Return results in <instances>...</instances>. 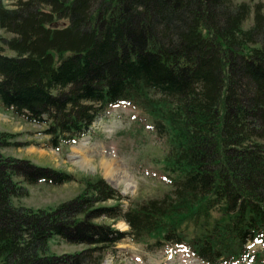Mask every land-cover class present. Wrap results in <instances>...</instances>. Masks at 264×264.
I'll return each mask as SVG.
<instances>
[{
  "label": "trees",
  "instance_id": "16d2710c",
  "mask_svg": "<svg viewBox=\"0 0 264 264\" xmlns=\"http://www.w3.org/2000/svg\"><path fill=\"white\" fill-rule=\"evenodd\" d=\"M253 14V25H244ZM68 22L59 27L61 22ZM0 105L79 140L113 107L145 114L167 144L170 191L130 202L103 179L55 211L18 208L23 185L63 171L5 158L0 132V264H103L122 240L185 245L206 264H264V7L234 0H0ZM20 180V181H19ZM113 203V205H109ZM124 221L129 233L113 224ZM58 237L86 249L49 256Z\"/></svg>",
  "mask_w": 264,
  "mask_h": 264
},
{
  "label": "rangeland",
  "instance_id": "374dc122",
  "mask_svg": "<svg viewBox=\"0 0 264 264\" xmlns=\"http://www.w3.org/2000/svg\"><path fill=\"white\" fill-rule=\"evenodd\" d=\"M235 3H247L252 9L264 0H234ZM64 21L59 27H64ZM253 25V14L245 23V29ZM0 36L11 39L12 34L0 30ZM45 126L36 125L7 112L0 105V132L17 135L19 143H31L27 147L4 149L2 155L8 159L27 162L33 166L63 171L75 177V180L62 186L38 184L23 185L29 195L14 199L18 208L55 211L63 204L73 203L86 190L87 181L103 179L129 202L143 203L151 199H161L169 191L163 171V160L167 155L165 140L153 132L150 119L130 108H117L94 124L91 134L76 144L62 145L59 150L50 146L48 135L43 134ZM83 146V147H82ZM83 152V153H82ZM86 159L85 166L82 160ZM102 159L116 162L118 175L106 176L100 163ZM20 181V180H19ZM127 183L128 186L125 184ZM113 205V203H109ZM97 224H113L121 232L129 227L123 222L109 220L95 221ZM49 256H73L86 249L83 245H70L58 237L49 244ZM253 252L261 247L251 245ZM103 264H203L192 258L188 251L179 246H165L162 249H150L146 243H136L128 237L112 249Z\"/></svg>",
  "mask_w": 264,
  "mask_h": 264
},
{
  "label": "bare ground",
  "instance_id": "6f19581e",
  "mask_svg": "<svg viewBox=\"0 0 264 264\" xmlns=\"http://www.w3.org/2000/svg\"><path fill=\"white\" fill-rule=\"evenodd\" d=\"M85 163H87V160L86 159L82 160V165L83 166H85ZM100 165L104 169L106 176L109 177L110 179L114 178V177H116L118 175V170L115 167L116 166V162L114 160H112V159H106V160L102 159ZM125 184L128 186L127 183H125Z\"/></svg>",
  "mask_w": 264,
  "mask_h": 264
}]
</instances>
